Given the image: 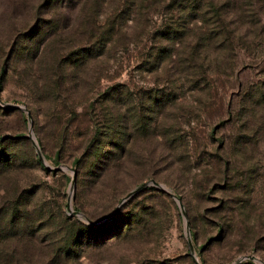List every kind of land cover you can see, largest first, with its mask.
Masks as SVG:
<instances>
[{"label":"rangeland","instance_id":"1","mask_svg":"<svg viewBox=\"0 0 264 264\" xmlns=\"http://www.w3.org/2000/svg\"><path fill=\"white\" fill-rule=\"evenodd\" d=\"M198 2L0 0V264H264V0Z\"/></svg>","mask_w":264,"mask_h":264},{"label":"trees","instance_id":"2","mask_svg":"<svg viewBox=\"0 0 264 264\" xmlns=\"http://www.w3.org/2000/svg\"><path fill=\"white\" fill-rule=\"evenodd\" d=\"M60 2V0H47V2ZM174 2V1H173ZM179 2V1H178ZM177 1L174 2L176 6H180V3H178ZM183 2H186V4L182 7L183 9V15L185 17L187 16H191L192 13H195L197 11V9L199 8V2L198 0H183ZM177 10V8H176ZM124 12V11H123ZM182 31V30H180ZM179 32L178 28H173V27H168L165 26V28L163 29V32H161L160 35H162V37H165L169 40L175 39L174 35H177ZM178 37V36H177ZM176 37V38H177ZM108 38H104V40H102V42L100 43V45H98L99 49L104 48V43L107 41ZM98 49L96 50V48L94 47H85V48H78L76 50V52L71 53V55L67 56L65 58L64 57H59L55 56V63L57 65V70L61 71L63 70V66L67 64V61H69V59L74 57V60H70L71 63H77L78 60L77 58H79L82 62H85L89 59H92L93 57H95L96 55H100V52ZM162 57H164V55H166V52H162ZM77 57V58H76ZM64 64V65H63ZM46 77L49 79V76L46 75ZM57 87V86H56ZM55 87V88H56ZM52 89V88H51ZM149 112L154 113L155 112V108H151L150 110H148ZM141 117V116H140ZM142 118H140L141 121ZM101 127L102 129H104L105 132L102 133V135H104L101 138L96 137L99 133L97 132L98 130H96V136L90 138L87 147H86V155L91 158V159H99V158H103L104 155L108 156L109 154H114V153H118V151L121 150V148L119 147V142L117 140H119L118 132L116 131V123L114 121V114H111L108 116V118L104 119L103 122H101ZM110 137V141L108 142L110 145L107 147V149H103L104 147V141H107ZM124 153V151L122 152ZM108 221H104L100 224H96L93 225L92 227L90 226H84L81 230V237L79 236H75L74 235L69 239V241H67V243H64V246H62V251L64 253H66L67 251H71V247L79 245L81 242L79 241V239H82V241H86V240H93L95 241V235H100V232H102V230L104 231L106 229V227H108L107 223ZM94 234V236H93ZM100 239H101V235H100ZM87 242V241H86ZM97 243V242H96ZM100 243V240L99 242Z\"/></svg>","mask_w":264,"mask_h":264},{"label":"water","instance_id":"3","mask_svg":"<svg viewBox=\"0 0 264 264\" xmlns=\"http://www.w3.org/2000/svg\"><path fill=\"white\" fill-rule=\"evenodd\" d=\"M8 107H9V108H13V109H20V110H23V111H25L26 116L29 117V113H28V111H27L22 105H20V106H19V105H18V106H16V105H12V106H8ZM32 142H33V144H35L33 138H32ZM35 145H36V144H35ZM57 169H59V167H57L56 170H57ZM71 170H72V176H71V183H72L73 180H74L75 173H74V169H71ZM150 183H151L152 185H154V186H159V188H161V186L158 185V183H156L154 180H151ZM139 187H140V186H138L136 189H138ZM161 189L164 190L163 188H161ZM167 193H168L170 196H172V197L176 200V202L178 203V207H179V209H181V208H182V204H180L178 197L175 196V195H173V194H171V193H169V192H167ZM130 194H131V193L127 194L126 197L129 196ZM116 210H117V208H115L113 214L115 213ZM73 213L76 214V212H73ZM104 221H106V220L104 219V220H102V221H100V222H98V223H96V224H100V223H102V222H104ZM246 257L249 258V259H251V260H255V258H254L253 255H248V256H246ZM193 261H194V264H199V263L194 259V257H193Z\"/></svg>","mask_w":264,"mask_h":264}]
</instances>
